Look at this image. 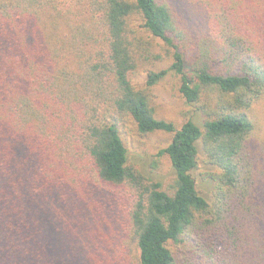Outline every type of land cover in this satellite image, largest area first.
<instances>
[{
	"label": "trees",
	"instance_id": "1",
	"mask_svg": "<svg viewBox=\"0 0 264 264\" xmlns=\"http://www.w3.org/2000/svg\"><path fill=\"white\" fill-rule=\"evenodd\" d=\"M188 4L208 30L170 0H0V264H264V0ZM151 37L172 62L138 85ZM169 70L179 127L153 102ZM132 129L172 134L165 187Z\"/></svg>",
	"mask_w": 264,
	"mask_h": 264
},
{
	"label": "rangeland",
	"instance_id": "2",
	"mask_svg": "<svg viewBox=\"0 0 264 264\" xmlns=\"http://www.w3.org/2000/svg\"><path fill=\"white\" fill-rule=\"evenodd\" d=\"M170 2L186 20L190 31L199 33L208 30L207 21L189 6L188 0H170ZM133 23L135 26L139 24L136 19ZM151 40L154 44V52L161 54L162 59L142 65L136 70L132 77L133 81L138 85L144 83L148 69L153 71L166 69L172 62L170 50L164 45L163 41L154 37H151ZM189 53H184L186 58L189 57ZM178 87L179 78L170 70L152 87L156 116L172 121L176 127H179L192 113V107L185 103L178 91ZM171 136V133L163 131H155L145 136H139L134 129L125 136L129 159L137 163L142 171L160 181L163 187L170 181L173 171L168 157L166 155L157 156V151L170 142ZM199 167L202 171L203 167L201 164ZM203 193L208 194V190H203Z\"/></svg>",
	"mask_w": 264,
	"mask_h": 264
}]
</instances>
